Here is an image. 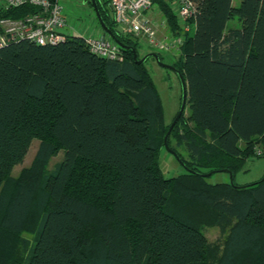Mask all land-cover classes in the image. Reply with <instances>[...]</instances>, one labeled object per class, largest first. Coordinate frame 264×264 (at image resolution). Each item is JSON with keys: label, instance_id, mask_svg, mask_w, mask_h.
I'll use <instances>...</instances> for the list:
<instances>
[{"label": "trees", "instance_id": "1", "mask_svg": "<svg viewBox=\"0 0 264 264\" xmlns=\"http://www.w3.org/2000/svg\"><path fill=\"white\" fill-rule=\"evenodd\" d=\"M96 1L120 59L99 57L78 34L0 47V264H264V179L209 181L234 177L264 142V0H192L195 32L172 64L188 92L168 138L185 169L173 177L158 162L170 125L134 59L138 38L119 34L108 0ZM153 2L179 30L167 0ZM35 138L31 164L13 176Z\"/></svg>", "mask_w": 264, "mask_h": 264}, {"label": "built area", "instance_id": "2", "mask_svg": "<svg viewBox=\"0 0 264 264\" xmlns=\"http://www.w3.org/2000/svg\"><path fill=\"white\" fill-rule=\"evenodd\" d=\"M113 17L126 33L142 37L156 49L178 51L190 31V19H195L196 4L192 0H167L178 17L179 30L169 28L168 19L153 0H108ZM30 5L38 12L21 18L0 16V47L29 40L40 45H55L77 34L67 29L65 0H0V14L12 8ZM92 52L102 58H121L119 45L109 35L82 36Z\"/></svg>", "mask_w": 264, "mask_h": 264}, {"label": "rangeland", "instance_id": "3", "mask_svg": "<svg viewBox=\"0 0 264 264\" xmlns=\"http://www.w3.org/2000/svg\"><path fill=\"white\" fill-rule=\"evenodd\" d=\"M65 14L67 17L68 26L73 27H86L91 26L94 23L96 25L97 31L101 34L103 33L99 27L96 18L95 11L92 9L87 0H65ZM195 32V27L191 26L190 34L193 35ZM88 33H93V29H90ZM99 33V34H100ZM88 35V34H87ZM85 35V36H87ZM138 38V54L142 58L151 52L160 53L162 56V62L168 65H172L180 51L176 50H159L151 46L145 38ZM140 58V59H141ZM145 65L148 68L152 80L157 87L161 99L165 108V123L171 125L175 117L180 110V105L182 101V87L180 79L178 78L175 71L167 69L159 65V63L153 58L149 57L145 61ZM173 66V65H172ZM184 114H188V107L185 108ZM169 138V137H168ZM168 142V140H167ZM40 140L35 138L32 140L31 145L27 151L24 160L15 165L12 170V175L17 176L23 167L29 166L35 156L36 150L39 146ZM244 144L241 143V146ZM169 148L173 151V147H177L176 141L172 140ZM178 151L183 152L181 148L178 147ZM176 152V151H175ZM63 158V150H59L58 153L53 156L49 162L48 169L51 170L54 166L60 162ZM158 162L160 169L164 176L173 177L185 172L183 165L177 160V157L172 154L166 147L162 149L158 156ZM214 173V171H212ZM209 172V173H212ZM208 174V173H207ZM264 176V142L257 143L254 150V156H251L246 162L242 169H240L233 177V182L237 185H245L261 180ZM230 175L224 172H217L211 176L209 181L211 183L217 182H229ZM80 186V185H79ZM204 231L208 240L211 243H220L223 239V235L219 228L214 226L204 227Z\"/></svg>", "mask_w": 264, "mask_h": 264}, {"label": "water", "instance_id": "4", "mask_svg": "<svg viewBox=\"0 0 264 264\" xmlns=\"http://www.w3.org/2000/svg\"><path fill=\"white\" fill-rule=\"evenodd\" d=\"M90 1L92 3L93 9L95 11V14L97 16V19H98L101 27L104 29V31H105L106 34L111 35V38L114 39V37L112 36L113 35L112 34V30L109 29V27L105 24V22H104V20H103V18L101 16V14H100L97 1L96 0H90ZM116 31L119 34H124V35L127 34L121 26H117L116 27ZM149 57H153L159 63V65H161L162 67L167 68V69H171V70L175 71L178 74L179 79H180V82H181V87H182V101H181V105H180V110L178 111V114L175 117L174 121L171 123V125L169 127V130H168V132H167V134L165 135V138H164L165 147L172 154H174L176 157H178L177 153L169 148L167 140H168V137H169L172 129L174 128L175 124L180 119V117L182 116V114L184 113L185 108H186L187 95H188L186 80L184 79V77L179 73V71L174 66L163 63L162 60L160 59L159 54L157 52H151V53L145 55L144 57H142L141 59H138L137 58V52L134 50V59H135V61H137L140 64L144 63ZM212 173H208L207 175H210ZM229 175H230V182L233 183V175L231 173H229ZM263 179H264V176H263Z\"/></svg>", "mask_w": 264, "mask_h": 264}, {"label": "crops", "instance_id": "5", "mask_svg": "<svg viewBox=\"0 0 264 264\" xmlns=\"http://www.w3.org/2000/svg\"><path fill=\"white\" fill-rule=\"evenodd\" d=\"M92 24L93 25H91V26L87 25L86 27H79V28L73 27V25H72V26H70V28L74 29L77 32V34L80 36H85L87 34L90 36H96L100 32L99 33L96 32L97 31L96 25L94 23H92ZM67 29H69V26L67 27ZM90 29H93V33H88L90 31Z\"/></svg>", "mask_w": 264, "mask_h": 264}]
</instances>
